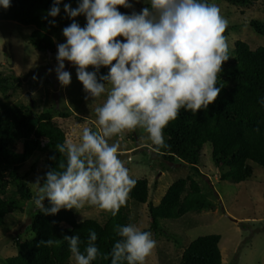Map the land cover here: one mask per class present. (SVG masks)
Instances as JSON below:
<instances>
[{
    "label": "clouds",
    "instance_id": "obj_1",
    "mask_svg": "<svg viewBox=\"0 0 264 264\" xmlns=\"http://www.w3.org/2000/svg\"><path fill=\"white\" fill-rule=\"evenodd\" d=\"M61 2L54 0L48 16L59 15ZM149 4L131 14L119 11L131 8L130 0H81L75 9L64 5L73 22L62 30L66 42L57 45L58 81L70 85L68 61L76 67L86 101L106 98L95 108V130L83 127L78 135L65 137L55 146L63 159L43 178L37 177L33 204L44 215L61 209L80 212L88 206L117 216L136 180L121 159L119 141H109L143 129L150 147L159 153L169 147L164 129L181 109L196 114L219 96L217 79L229 59L225 36L229 22L220 8L207 0H149ZM0 7L10 8L11 0H0ZM80 15L86 17L84 27L74 19ZM90 67L94 70L88 71ZM102 67L109 71L98 77ZM45 200L50 207H45ZM115 231L119 239L105 257H110V264H146L157 245L152 233L135 224L117 226ZM63 240L75 264H92L102 255L94 230L89 231L83 252L79 236L65 235ZM40 243L52 247L57 241Z\"/></svg>",
    "mask_w": 264,
    "mask_h": 264
},
{
    "label": "trees",
    "instance_id": "obj_2",
    "mask_svg": "<svg viewBox=\"0 0 264 264\" xmlns=\"http://www.w3.org/2000/svg\"><path fill=\"white\" fill-rule=\"evenodd\" d=\"M67 1L75 7L81 2L62 0L59 15L51 17L48 11L54 0H11L10 8L0 7V21L32 27L29 44L38 52L54 54L58 23L69 26L73 22L64 11ZM223 1L232 6H246L257 0ZM119 11L124 13L127 8L120 7ZM51 20L55 21L54 25L48 22ZM78 21L79 25H86V17ZM249 26L255 34L264 37V23L251 20ZM233 29L229 26L225 36ZM108 71L102 67L98 77ZM217 87H221L219 96L207 110L193 114L181 109L179 117L164 129L165 143L169 147L161 149L159 154L169 164L177 159L189 167L191 174L172 183L156 206L147 204L149 190L144 179L136 180L129 195L128 201L148 205L153 231H159V221L177 220L190 213L200 214L215 208L195 179L202 175L198 166L205 145L211 147L212 163L219 170L218 177L222 182L239 184L249 180V163L264 169V104L261 103L264 101V47L252 50L243 41L234 42L229 59L223 63L218 76ZM21 88L19 78L0 71V229L6 216L15 211L23 212L25 204L33 199L27 182L33 166L28 173L21 172L26 163L36 153L43 154V170L39 176L43 178L63 159L55 146L64 141L65 133L54 119H68L72 115L68 108L59 111L55 107L36 113L34 100L12 105L13 95ZM53 156L55 160L50 159ZM45 207H50L47 201ZM28 217L31 239L19 243L16 238L13 241L17 245L16 255L2 259V264H69L72 256L63 237L79 236L83 252L90 230L96 232L95 243L102 253L92 264H110V257H105L119 239L115 229L130 223L128 213L122 207L117 216L109 214L102 222L86 219L82 223L72 210L64 209L55 215H44L36 210L29 212ZM49 238L57 243L52 247L41 245V241ZM219 242L218 235L196 238L181 253L179 264H222Z\"/></svg>",
    "mask_w": 264,
    "mask_h": 264
},
{
    "label": "rangeland",
    "instance_id": "obj_3",
    "mask_svg": "<svg viewBox=\"0 0 264 264\" xmlns=\"http://www.w3.org/2000/svg\"><path fill=\"white\" fill-rule=\"evenodd\" d=\"M207 2L216 4L228 20V27L234 28L226 35L229 50L233 49L234 42L238 40L247 43L252 50L264 47V37L255 34L249 26L251 20L264 23V0H257L246 6H232L223 0ZM130 3L133 6L127 8L125 14L141 10L149 4V0H131ZM65 4H70L73 9L77 7L69 1ZM84 17L80 15L74 19L79 22ZM80 25L84 27L83 24ZM65 27L67 26L58 23L55 53L48 55L36 51L29 44L28 37L32 27L0 21V71L21 80L22 88L13 95L12 105L34 100L36 113L52 107L59 111L66 108L71 110L72 115L68 119H54L67 137L78 135L83 127L94 128L95 108L104 102L106 96L102 95L95 101L91 98L86 101L87 93L77 78L76 67L68 61H65V70L71 74V83L68 86H61L59 83L55 72L57 45L66 42L62 34ZM49 69L52 71L49 72ZM117 140L121 156L128 154L122 160L129 169L130 176L135 180L144 179L148 183L147 204L158 205L172 183L191 174L189 167L177 159L169 164L159 153L153 151L143 129L114 137L109 143ZM36 154L21 171L28 173L33 166V171L27 177L33 198L38 191L35 181L43 170L45 158L43 154ZM249 167V180L239 184L222 182L218 177L219 170L212 163L211 147L205 145L198 166L202 175L195 179L202 191L208 195V199L215 204V208L200 214L190 213L177 220L159 221L157 232L150 229L148 205L127 200L126 206L122 208L128 213L129 224L150 231L157 242L146 264H179L186 246L196 238L207 235L220 236L222 264H264V169L253 163H249ZM34 211L36 208L32 199L25 204L23 212L15 211L5 217L4 226L0 229V264L2 259L16 255L17 245L13 242L16 238L19 243L31 239L28 213ZM72 211L78 221L92 219L102 222L109 215L88 206L80 212ZM69 264H75L72 257Z\"/></svg>",
    "mask_w": 264,
    "mask_h": 264
},
{
    "label": "water",
    "instance_id": "obj_4",
    "mask_svg": "<svg viewBox=\"0 0 264 264\" xmlns=\"http://www.w3.org/2000/svg\"><path fill=\"white\" fill-rule=\"evenodd\" d=\"M48 55H50V53ZM127 157H128V154H124V155L121 156V159H124V158H127Z\"/></svg>",
    "mask_w": 264,
    "mask_h": 264
}]
</instances>
